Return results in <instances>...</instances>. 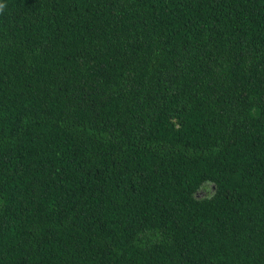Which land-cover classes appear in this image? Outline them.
<instances>
[{
	"label": "trees",
	"instance_id": "16d2710c",
	"mask_svg": "<svg viewBox=\"0 0 264 264\" xmlns=\"http://www.w3.org/2000/svg\"><path fill=\"white\" fill-rule=\"evenodd\" d=\"M0 4V264H264V0Z\"/></svg>",
	"mask_w": 264,
	"mask_h": 264
},
{
	"label": "rangeland",
	"instance_id": "374dc122",
	"mask_svg": "<svg viewBox=\"0 0 264 264\" xmlns=\"http://www.w3.org/2000/svg\"><path fill=\"white\" fill-rule=\"evenodd\" d=\"M213 191V186L208 185L202 189H200L197 193L198 197H203L209 195Z\"/></svg>",
	"mask_w": 264,
	"mask_h": 264
},
{
	"label": "clouds",
	"instance_id": "9594fccd",
	"mask_svg": "<svg viewBox=\"0 0 264 264\" xmlns=\"http://www.w3.org/2000/svg\"><path fill=\"white\" fill-rule=\"evenodd\" d=\"M4 7H5V5H3V4H0V12H2V11H3Z\"/></svg>",
	"mask_w": 264,
	"mask_h": 264
}]
</instances>
